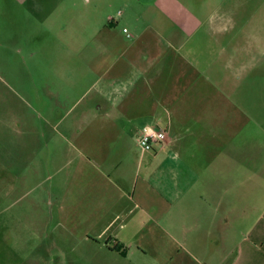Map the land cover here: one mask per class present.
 Wrapping results in <instances>:
<instances>
[{
    "label": "rangeland",
    "instance_id": "1",
    "mask_svg": "<svg viewBox=\"0 0 264 264\" xmlns=\"http://www.w3.org/2000/svg\"><path fill=\"white\" fill-rule=\"evenodd\" d=\"M158 1L165 4L167 0ZM145 2L0 0V163L8 165L3 172L0 165V173L11 185L19 182L7 198L0 199L3 264L166 262L162 248L172 241L152 222L124 236L122 241L134 250L126 257L107 250V234L77 223L99 202H105L99 211L107 212V218L116 216L129 202L117 179L133 175L137 163L146 161L134 130L122 139L98 135L91 140L74 138L85 130L82 117L86 106L97 101L98 67L92 58L104 48L102 43L100 46L103 37H120L123 22L138 26L160 19L170 28L187 22L181 27L182 34L191 38L187 48L214 53L226 45L229 60L219 56L215 66L221 70L224 61L234 68L243 62L239 70L247 73L233 74L240 83L234 99L248 101L250 110L259 109V122H250L248 127L254 133L250 143L256 140L264 152V0H204L207 7L196 19L202 20L219 8L212 13L226 26L217 33L207 21L196 22L192 11H160L155 3ZM183 2L189 8L194 0ZM118 9L123 12L120 16ZM115 20L121 23L114 24ZM206 38L217 42H205ZM118 162L114 170L113 164ZM261 195L262 209L264 189ZM205 208L204 200L196 203L198 211ZM190 212H196L192 206ZM136 215L142 216L137 207ZM263 230L249 235L234 232L228 243L218 238L217 248L202 234L201 250L194 253L195 258L187 251L180 255L186 264H264V245L259 244L264 233L257 234Z\"/></svg>",
    "mask_w": 264,
    "mask_h": 264
},
{
    "label": "crops",
    "instance_id": "2",
    "mask_svg": "<svg viewBox=\"0 0 264 264\" xmlns=\"http://www.w3.org/2000/svg\"><path fill=\"white\" fill-rule=\"evenodd\" d=\"M144 1L155 3L160 11H192L195 19L207 7L204 0H194L189 8L183 0H167L165 4ZM216 8L212 12L219 10ZM212 12L195 21H207L213 32H222L226 25ZM124 23L120 37H103L100 46L104 48L92 58L98 67L97 101L86 106L82 117L85 130L74 134V138L91 140L98 135L122 139L129 130L139 133L144 125L166 129V138L153 150L142 151L146 161L137 163L133 175L117 179L118 188L129 202L116 216L107 218V212L99 211L105 208V202H99L90 210L93 215L85 213L77 223L107 234V250L126 257L134 250L122 241L124 236L152 222L172 241L163 245V264H186L181 251L193 253L195 258L201 250L202 234L210 237L217 248L218 238L228 243L234 232L249 235L264 229L260 200L264 152L256 146V140L250 143L254 133L248 127L250 122H259V109L250 110L248 101L234 99L240 83L233 74L247 73L239 70L243 62L231 67L226 62L230 58L226 45L214 53L187 48L191 38L181 31L187 22L171 28L160 19L138 26ZM208 41L216 43L217 39L206 38ZM219 56L226 60L221 70L215 66ZM119 164H113V169L117 170ZM0 165L1 172L8 167ZM96 165L101 169L100 163ZM18 185H11L0 173V199L7 198ZM202 200L206 208L198 211L196 203ZM191 206L196 212L188 214ZM136 207L141 218L136 215ZM186 215L191 219L187 220ZM262 233L264 230L257 234ZM251 243L256 246V242ZM259 244L263 246L264 241Z\"/></svg>",
    "mask_w": 264,
    "mask_h": 264
},
{
    "label": "built area",
    "instance_id": "3",
    "mask_svg": "<svg viewBox=\"0 0 264 264\" xmlns=\"http://www.w3.org/2000/svg\"><path fill=\"white\" fill-rule=\"evenodd\" d=\"M120 13L121 10H118L117 14ZM123 31L126 32V28H123ZM166 133V129L159 126L144 125L138 133L137 144L142 151H151L155 145L165 140Z\"/></svg>",
    "mask_w": 264,
    "mask_h": 264
}]
</instances>
